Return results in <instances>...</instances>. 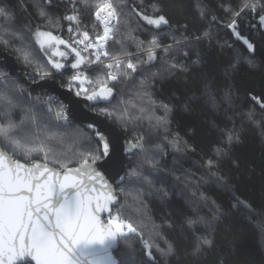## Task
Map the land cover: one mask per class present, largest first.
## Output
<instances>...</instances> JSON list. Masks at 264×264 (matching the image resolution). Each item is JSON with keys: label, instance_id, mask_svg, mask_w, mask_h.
Returning a JSON list of instances; mask_svg holds the SVG:
<instances>
[{"label": "trees", "instance_id": "trees-1", "mask_svg": "<svg viewBox=\"0 0 264 264\" xmlns=\"http://www.w3.org/2000/svg\"><path fill=\"white\" fill-rule=\"evenodd\" d=\"M76 2L80 7L82 26L93 34L96 22L92 9L85 8L80 0ZM38 3L43 0H0V4L15 13L16 25L30 23L32 28L51 31L68 42L80 38L75 31H68L75 25L63 19L64 15H70L68 0H54L56 6L48 9L53 19L59 18L58 25H48L37 15L34 5ZM153 4L161 8L170 25L157 30L140 21L138 28V18L132 9L154 15ZM238 4L239 0H124L123 9L131 15L129 23L120 26L121 38L125 39L130 30H135L133 35L144 41L147 48L151 36L158 34L161 44L172 45V50L165 54L156 49L157 59L151 65H141L130 79L122 78L115 85L111 103L102 102L95 109L108 107L112 110L111 122L134 142L142 136L146 148L151 150L155 145L160 146L161 150L156 152L159 163L154 170L143 164V155L136 149L129 158L128 171L143 165L141 170L145 174L151 173L153 184L126 180L118 190H125L120 192V204L125 206L131 219L137 224L142 220L147 223L145 239H154L150 229L155 226L163 236L157 242L165 247L166 240L175 252L162 257L153 248V261L145 254L139 238H134L119 243L118 258L130 256L137 264H264V230L261 228L264 225V111L252 99V96L264 99V29L250 27L258 23V18L240 21L242 35L255 46V51L249 52L243 41L226 27L231 19L226 7ZM201 9L205 16L200 15ZM2 27L0 21V29ZM96 30L100 31L99 26ZM205 32L209 35L204 36ZM173 37L181 43L176 44ZM125 48L133 53L134 60L147 58L146 52L138 49L132 40L125 39ZM0 50L16 58L23 68L22 74L34 72L35 65H26L18 58L15 45L0 43ZM110 50L119 51L120 46L110 42ZM34 55L50 68L38 48ZM172 63L185 70L170 68ZM94 69H88L86 75L93 81L103 79L102 73ZM0 72L9 75L1 58ZM153 72L158 75L153 77ZM58 73L53 79L68 88L70 75ZM141 78L146 80L143 87L139 84ZM13 79L26 90L25 97L31 94L33 102L37 97L41 101L48 98L24 78ZM109 84L111 86V82ZM87 87L99 85L94 83ZM145 91L154 104L149 102V96L142 95ZM163 104L171 109L167 114L161 107ZM141 107L153 114L151 122L146 118L147 113H144V119H121L119 115L127 108L128 116H140ZM250 111L254 112L252 120L248 118ZM20 115L18 109L14 118L18 121ZM155 117H166L168 123L157 127ZM53 130L64 134L63 143L49 141L58 153H62L56 158L59 162L51 157L47 161L53 167L77 166L82 162V151L100 147L96 131L86 129L78 122L69 121L66 127L56 128L52 121L49 131ZM229 131L238 135L239 141L232 145L226 156L218 158L216 149L223 146ZM17 158L25 162L23 158ZM32 159L45 163L42 153H33L28 162ZM210 159L217 161L211 170L207 167ZM210 172H215L224 183L212 177ZM235 197L241 203H237ZM135 208L140 211H134ZM217 208L219 219L214 218ZM200 218L207 221V225H196L195 232L207 234L213 245L194 256V230L187 221Z\"/></svg>", "mask_w": 264, "mask_h": 264}, {"label": "snow or ice", "instance_id": "snow-or-ice-1", "mask_svg": "<svg viewBox=\"0 0 264 264\" xmlns=\"http://www.w3.org/2000/svg\"><path fill=\"white\" fill-rule=\"evenodd\" d=\"M68 2L72 5V14L64 15L63 19L70 25H75V28L70 26L68 31H75L79 39L74 38L72 42H68L53 35L51 31L41 30L39 27L32 28L30 23L16 25L15 13L0 4V21L3 22L0 43L5 46L15 45L18 58L26 65H35V77L39 79L51 78L52 70L62 72L68 68L72 69L67 87L76 97H82L95 105H99L101 101L111 103L115 85L120 83L122 78L130 79L140 70L141 65H151L157 59L156 49H161L165 54L172 50V45L161 44L158 34L151 36L145 48L144 41L133 35L135 30H130L125 39L132 40L138 49L146 52L147 57L133 59V53L125 48V39L121 38L120 26H126L131 15L123 9L124 0H80L85 8L92 9L96 22L91 37L87 28H82L76 0ZM34 6L37 8V15L48 25L59 24V18L53 19L48 11L50 7L56 6L54 0H43V3ZM225 10L231 16L226 27L232 30L238 40L243 41L249 52H254V44L240 31V21L258 18V23L250 27L264 29V0H239L238 6H228ZM132 11L138 18V28L140 21L157 30L170 25V21L157 4H153L154 15L136 9ZM200 15H206L204 9H201ZM97 26L102 31H97ZM208 35L207 32L204 33V36ZM173 39L176 44L181 43L175 37ZM110 42L112 45H119L120 50L111 51ZM61 45L64 50H61ZM76 45H83V48ZM37 48L46 58L50 68L41 64L34 55ZM94 65V70L100 71L103 79L97 78L93 81L86 75L87 69ZM178 67L185 70L181 65L170 64L172 69ZM157 75L158 73H152L153 77ZM33 82H36L35 78ZM94 83L99 87H87ZM145 83L146 80L141 78L140 86L143 87ZM25 91L7 73L0 72V264H137L130 256L117 258L115 254L121 241L128 242L134 238H139L145 254L153 261V248L162 257L173 255L175 249L171 243L165 240L166 246L161 247L157 242L163 239V236L155 226L150 229L154 239H145L144 228L148 227L147 223L143 220L139 224L134 222L125 206L118 203L116 189L107 177L112 171L118 174L122 163L121 153L125 149L120 148L116 140L96 131L100 147L82 151V162L78 167L68 168L64 165L63 172L49 168V158L59 162L56 158L62 154L58 153L55 145L49 141L64 142L63 133L49 131V128L52 121L55 122L56 128L68 125V105L60 103L54 111L51 103L41 101L40 97L35 98V102L30 93L25 97ZM142 95L149 96L147 91ZM252 99L264 111V99L255 96H252ZM51 100L52 97H49V101ZM120 102L124 103L123 100ZM149 102L154 104L150 96ZM42 104L44 107H41ZM161 107L166 114L171 111L166 104ZM18 109L21 115L17 121L14 115ZM94 110L108 117L114 115L108 107H98ZM139 111L140 116L130 117L125 108L119 115L121 119H144V113H147L146 118L150 122L153 120V114L149 110L141 107ZM253 116L254 112L250 111L248 118L252 120ZM155 120L157 127L168 123L166 117H155ZM87 127L96 128L91 123ZM238 141V135L227 132L223 146L216 149L217 157L226 156L232 145ZM133 149L143 155L144 165L156 169L159 163L156 152L161 150L159 145L150 150L145 147L144 138L140 136L127 146L126 151L131 152ZM33 153H42L45 163H37L34 159L28 162ZM18 156L25 162L22 163ZM98 161H103L100 168L104 171L96 167ZM216 164L217 161L212 159L207 161L210 170ZM142 167L143 165H137L120 176L119 180L144 181L151 186V173L145 174L141 170ZM210 175L224 183L221 177H216L215 172H210ZM124 191V188H120L121 193ZM235 199L237 203H241L238 197ZM134 211L139 212L140 209L135 208ZM219 211L217 208L215 219H219ZM201 223L207 225V221L202 218L187 221L188 226L194 230V256L213 245V240L207 234L195 232V226ZM261 228L264 230V225H261Z\"/></svg>", "mask_w": 264, "mask_h": 264}, {"label": "water", "instance_id": "water-1", "mask_svg": "<svg viewBox=\"0 0 264 264\" xmlns=\"http://www.w3.org/2000/svg\"><path fill=\"white\" fill-rule=\"evenodd\" d=\"M0 58H1L2 64L8 70L10 75H21L22 74L23 68L22 66L18 64L14 56L10 55L6 51L0 50ZM33 88H35L36 91L39 93H43L47 95H56L66 105H68L67 111H68L69 121L78 122L80 125H82L86 129H89L92 131H100L104 133L105 135L109 136L111 139L116 140L120 148L125 149V151L121 153L122 163L118 170V174L116 171H112L108 173V177H107L109 179V182L112 183L116 189V193L118 195V203L120 204L121 194L118 190V187L122 185L126 180L121 182L119 180V177L125 175L128 171L129 158L132 155V153L135 151V149H133L131 152L126 151V149H127V146L130 143H134V141L125 132H123V130L119 126L113 124L108 116L102 113L96 112L94 109L97 105H95L93 102L84 100L82 97H76L74 95V92H69L68 88L62 87V85L56 79H53V78L42 79L34 83ZM102 102L103 101H101L100 103ZM89 123L94 124L96 128L95 129L88 128L87 125ZM21 162L24 163L23 161ZM36 162L43 163L41 161H36ZM102 164H103V161H98L96 164V167L100 169L101 171H104L103 168H100ZM78 166L79 165L68 167V168H76ZM48 167L54 168L58 172H63L64 170V168L59 169V168L53 167L52 165H48Z\"/></svg>", "mask_w": 264, "mask_h": 264}, {"label": "built area", "instance_id": "built-area-1", "mask_svg": "<svg viewBox=\"0 0 264 264\" xmlns=\"http://www.w3.org/2000/svg\"><path fill=\"white\" fill-rule=\"evenodd\" d=\"M76 8L80 11V8H79V6L77 5V2H76ZM69 14H72V5L70 4V7H69ZM101 31H102V29H101ZM92 36V34H90V37ZM83 46V45H82ZM89 51H93V50H89ZM86 55H88V53H86ZM121 59H124V57H121ZM93 67H96L95 65L93 66ZM92 67V68H93ZM88 70V69H87ZM72 69H69L68 71H62V72H60V73H58V75H63V74H66V73H68L70 76H71V74H72ZM8 76H10V77H12V78H16V77H22V78H24L26 81H27V83H29L30 85L32 84H34V82H33V78H35L36 79V81H40V80H42V79H39L38 77H35V73H31V72H29V73H27V74H21V75H8ZM47 95V94H46ZM48 96V98L47 99H45V100H42L43 102H45V103H51V105L53 106V110L55 111V108H56V106L58 105L57 103L59 102V103H64L59 97H57L56 95H47ZM49 97H52V100L51 101H49ZM65 104V103H64Z\"/></svg>", "mask_w": 264, "mask_h": 264}, {"label": "rangeland", "instance_id": "rangeland-1", "mask_svg": "<svg viewBox=\"0 0 264 264\" xmlns=\"http://www.w3.org/2000/svg\"><path fill=\"white\" fill-rule=\"evenodd\" d=\"M79 8H80V7H79ZM82 28H83V26H82ZM88 31H89V30H88ZM100 31H101V28H100ZM89 33L92 34L90 31H89ZM92 35H93V34H92ZM60 38H61V37H60ZM61 39H64V38H61ZM64 40H65V39H64ZM65 41H66V40H65ZM76 46L79 47V48H81L80 45H76ZM60 48H61V50H64V46H63V45H61ZM71 59H72V57L70 56V57H69V60H71ZM33 73H35V71H34ZM55 75H57V72H52L51 78H54ZM57 104H60V103L58 102Z\"/></svg>", "mask_w": 264, "mask_h": 264}, {"label": "bare ground", "instance_id": "bare-ground-1", "mask_svg": "<svg viewBox=\"0 0 264 264\" xmlns=\"http://www.w3.org/2000/svg\"><path fill=\"white\" fill-rule=\"evenodd\" d=\"M10 75V74H9Z\"/></svg>", "mask_w": 264, "mask_h": 264}]
</instances>
